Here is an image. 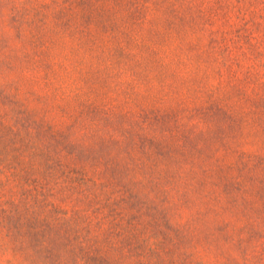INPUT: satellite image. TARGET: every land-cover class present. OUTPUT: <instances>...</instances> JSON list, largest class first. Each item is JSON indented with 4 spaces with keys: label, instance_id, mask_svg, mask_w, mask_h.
Returning a JSON list of instances; mask_svg holds the SVG:
<instances>
[{
    "label": "rangeland",
    "instance_id": "obj_1",
    "mask_svg": "<svg viewBox=\"0 0 264 264\" xmlns=\"http://www.w3.org/2000/svg\"><path fill=\"white\" fill-rule=\"evenodd\" d=\"M0 264H264V0H0Z\"/></svg>",
    "mask_w": 264,
    "mask_h": 264
}]
</instances>
